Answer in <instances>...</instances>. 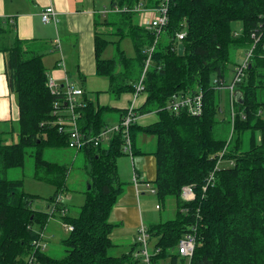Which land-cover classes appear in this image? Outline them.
Returning a JSON list of instances; mask_svg holds the SVG:
<instances>
[{
    "label": "trees",
    "instance_id": "1",
    "mask_svg": "<svg viewBox=\"0 0 264 264\" xmlns=\"http://www.w3.org/2000/svg\"><path fill=\"white\" fill-rule=\"evenodd\" d=\"M111 1L112 8L141 3L157 8L161 3ZM168 6L169 23L161 32L140 26L135 13L115 14L112 20L105 21L112 28L111 34L96 33L94 51L97 74L110 82L109 91L118 99L134 92L147 51L158 41L145 77L147 100L136 112L138 116L156 112L159 121L149 126L135 123L130 135L133 145L142 134L156 137V196L162 204L174 201L177 215L148 228L154 248L159 249L150 264H178L180 257L184 259L178 244L189 227L196 224L197 245L189 264H264V102L260 98L264 90V57L258 54L253 58L237 87L243 104H236L235 118L228 121L233 131L231 142L214 134L217 116L223 112L222 90L217 89L215 81L228 85L231 52L250 48V34L264 22V0H170ZM236 23L242 25L240 33L233 28ZM15 26L14 20L0 18V53L7 57L8 84L20 112L11 132L0 131V264H27L33 243L40 238L38 231L48 222L47 213L33 207L36 197L24 192L22 181L8 180L7 172L23 168L30 153L36 178L56 187L51 202L67 189L70 172L67 166L44 156L47 149L69 148L67 133L59 132L53 124L54 105L61 101L47 86L42 55L19 38ZM183 31L187 35L179 41L178 34ZM124 39L132 42L134 56L122 48ZM180 43L185 47L183 56L178 52ZM109 46H114L116 52L112 58L104 59ZM259 52L264 53L261 49ZM197 88L204 92L202 117L185 112L176 115L166 109L172 95ZM85 102L81 130L88 136H98L109 126L104 111L114 109L102 108L87 99ZM126 113L125 110L123 117ZM258 130L259 144L252 138L250 148L242 151L237 139L230 149L236 133ZM16 138L17 142H12ZM123 147L124 137L118 133L107 144L83 150L91 188L85 192L86 203L78 216L65 218L74 226L62 241L66 254L57 258L47 251L39 252L38 264H147L143 257L134 255L136 250L141 252L138 242L121 256L111 253L115 246L110 238L114 225L108 219L124 191L117 169V161L125 155ZM226 147L224 164L213 172L219 153ZM231 160L233 166L228 163ZM212 173L214 179L205 191ZM185 186H193V202L182 200Z\"/></svg>",
    "mask_w": 264,
    "mask_h": 264
},
{
    "label": "crops",
    "instance_id": "2",
    "mask_svg": "<svg viewBox=\"0 0 264 264\" xmlns=\"http://www.w3.org/2000/svg\"><path fill=\"white\" fill-rule=\"evenodd\" d=\"M111 0H0V18L12 19L16 22V29L19 38L28 43V47L35 53L44 55L48 52H57L55 62L46 61L48 77L64 84L66 79H70L79 84L85 91L84 98L88 93L100 94V106L114 110H105V120L109 126L120 124L123 112L133 103V94L126 93L116 99L110 93V82L98 76L96 71L95 37L96 33L111 34L112 28L105 25L106 20H112L116 13L107 9V4ZM53 7L57 13V23L45 24L42 21V12L48 7ZM104 10V11H103ZM113 39L112 36H109ZM124 49V48H123ZM125 50V49H124ZM126 51V50H125ZM127 52V51H126ZM106 53V54H105ZM104 59H110L114 55L105 52ZM64 54L68 55L67 62ZM135 55L132 54V56ZM73 59L76 62L75 69L78 76L72 77L71 69ZM64 62L65 66L61 63ZM7 57L0 53V131L11 132L19 121L20 112L17 98L11 93L7 79ZM147 95L140 96L136 102V109L145 105ZM159 121L157 113L139 115L137 124L149 126ZM111 122V123H110ZM15 136H13V139ZM144 147L149 145L150 151L146 153L139 149L137 141ZM146 143V145H145ZM155 143V149L151 146ZM133 158L125 154L117 161L118 175L124 184V191L116 205H114L109 221L114 225L110 238L114 243L115 253L121 256L128 253L137 244L139 230L146 224V214L151 217V221L160 224L149 209L148 198L155 197L147 187V184L154 187L156 180V157L157 150L156 137L142 134L135 139L133 145ZM128 156L129 158H126ZM137 173L138 184L134 183V174ZM152 193V194H151ZM159 201V200H158ZM174 203V204H173ZM172 205L176 208L174 201H167L160 205ZM147 219V220H149ZM172 220V219H171ZM47 233L54 236L53 233ZM52 237V238H54ZM51 241V240H50ZM152 252L154 242H151ZM136 250L135 256H139Z\"/></svg>",
    "mask_w": 264,
    "mask_h": 264
},
{
    "label": "built area",
    "instance_id": "3",
    "mask_svg": "<svg viewBox=\"0 0 264 264\" xmlns=\"http://www.w3.org/2000/svg\"><path fill=\"white\" fill-rule=\"evenodd\" d=\"M160 6L157 8L147 7L143 3L137 4L134 7H123L119 8L117 6L111 9V12L120 13H135L140 16V26L147 30H155L161 32L169 23L168 5L170 0H160ZM42 21L45 24L57 23V13L53 7H48L42 12ZM187 32L183 31L178 34V40L183 41L186 37ZM251 45L247 54L245 61L239 65L236 69L235 78L228 85H224L219 80L215 81V85H218L217 89H226L229 93V101L231 106L232 119L235 118V106L237 102L238 85L242 82L246 71L251 68V62L256 55L264 57V53H260L261 49L264 52V22L260 23L258 28H255L250 34ZM157 40L154 45L147 51L148 57L144 63V69L139 82L135 85L133 94V103L130 107L126 109L127 113L124 115L120 124L116 126H108L102 131L98 136H88L81 130L80 120L82 118L81 109L86 106L85 102V91L76 82L66 79L64 84L58 83L55 78L48 77L47 86L52 93V95L59 97L60 102H56L53 109V115L56 117L55 124L61 133H67L68 136V146L70 149L79 152L87 147H99L101 144H107L113 137V135L122 133L124 137V147L123 150L125 154L133 158V142L130 135L131 127L137 123L138 115L136 112V102L140 96L146 94L145 87V77L152 64V54L157 44ZM65 66L64 62L61 63ZM166 109L173 114L179 115L182 112L187 113L192 117H202L204 113V92L197 88L188 93H176L172 95V98L168 102ZM229 143V142H228ZM229 145H227L228 147ZM227 147L224 151L219 153L217 158V164L213 172L220 169L221 165L225 162L224 156L227 152ZM230 166L234 165V161L228 162ZM214 179V173L210 174L207 178V185L204 187L207 191V187L211 185ZM134 183L138 184L137 173L134 174ZM147 187L151 192L156 195V190L154 187L147 184ZM182 200L186 203L193 202L195 200V192L193 186H185L182 188L181 193ZM160 209V206H157ZM48 222L44 229L39 230V239L33 243L32 254L27 258V264H38L36 254L39 252H46L48 250V242L53 236L47 233V228L50 222L58 220L62 222L63 228L66 231L73 232L74 226L65 222V218L69 216V209L66 208L64 203V198L62 194H58L53 202L48 205ZM139 235L137 242L140 244L141 252L140 257H143V261L147 264L151 263V258L154 254L159 253V249H153L151 251V239L148 229L142 226L139 230ZM198 234V224L189 227V231L180 240L178 244V250L181 256L191 260L194 256L196 245H197V235Z\"/></svg>",
    "mask_w": 264,
    "mask_h": 264
},
{
    "label": "rangeland",
    "instance_id": "4",
    "mask_svg": "<svg viewBox=\"0 0 264 264\" xmlns=\"http://www.w3.org/2000/svg\"><path fill=\"white\" fill-rule=\"evenodd\" d=\"M109 9L112 8V1L110 4L106 5ZM104 11V10H103ZM136 21L140 22V16H136ZM233 28H235L236 33H240L242 29V25L240 23H236L233 25ZM115 40L117 38L113 37ZM122 48H124L127 52V55L132 56L134 54V48L133 44L130 40L124 39L122 43ZM114 46H109L106 52L108 55L112 52L111 55H114L116 51ZM249 48H237L232 50L230 55V62L228 64L229 71L227 74V84L231 83L234 78V70L237 68V66L241 65L247 58ZM106 54V53H105ZM105 54L103 58L105 57ZM58 56L57 52H48L46 55H44L43 59H45L44 66L47 67L46 61L51 60L55 62L56 57ZM65 61L68 60V55L64 54ZM112 58V57H111ZM76 62L73 59L71 69L73 71L72 77L76 78L78 76V70L75 69ZM100 94L96 93H88L87 94V100L92 101L96 104H100ZM260 98L264 102V90L260 93ZM221 107H222V113L217 116L218 123L215 126L214 134L218 139L227 140L228 142H231L232 139V128L229 124V120H231V106L229 101V93L226 89L221 91ZM156 113V112H153ZM264 117V115H263ZM111 123V122H110ZM259 144L261 140V134L258 131L253 133L252 131H244L241 134L236 133V136L234 137L230 149H233V147L236 145L237 139H240V150H247L250 148L251 140H253ZM17 142V138L15 141ZM146 145V143H145ZM137 146L139 149H142L143 152L150 151V146H142L137 141ZM153 149H155V143L151 146ZM84 150V149H83ZM83 150H80L79 152L72 150L70 148H61V149H47L44 152V156L46 159L59 163L62 165H65L69 168L70 172L67 179V189L65 192H61L59 194H62L64 198V203L66 205V208L69 209V216L71 217H77L80 213V210L83 208L82 206L86 203V191L88 188V182L90 179L86 173L85 169V161H86V155ZM126 158H129L128 156H125ZM224 164V163H223ZM227 165V164H225ZM37 170L34 167V158L31 156L30 153H28L25 161V166L23 168H17V169H11L7 172V179L8 180H20L24 183V192L28 195L36 197V201L33 204L34 209L40 210L44 213L48 212V205L51 202V197L56 192V187L51 185L50 183H47L45 181L39 180L36 178L37 176ZM152 194V193H151ZM154 195V194H152ZM155 197H149L148 201L149 203V209L150 212L154 214L155 217H161L156 218L158 222L162 219V221H168L171 219H175L177 215V209L173 207L172 205H163L162 210L156 208V205L159 204L158 198L156 195ZM174 204V203H173ZM162 205V203H160ZM151 217L146 214V224L148 225V228L150 226L156 225L155 221H151ZM149 219V220H147ZM162 223V222H161ZM49 232L53 233L55 235L54 238L51 239V241L48 242V250H46L49 254L54 255L57 258H62L66 254V247L63 244V240L68 237L70 234L68 231L65 230L62 226V222L55 220L49 223ZM146 227V226H145ZM147 228V227H146ZM147 228V229H148ZM186 235V234H185ZM151 248V246H150ZM152 250V248H151ZM112 255H116L115 249L112 250ZM168 262H162L160 264H167ZM190 260L187 258L180 257L178 264H189ZM124 264H128V262H125Z\"/></svg>",
    "mask_w": 264,
    "mask_h": 264
},
{
    "label": "water",
    "instance_id": "5",
    "mask_svg": "<svg viewBox=\"0 0 264 264\" xmlns=\"http://www.w3.org/2000/svg\"><path fill=\"white\" fill-rule=\"evenodd\" d=\"M184 51H185V47L184 44L180 43L178 46V52L180 56L184 55ZM241 97L239 96V94L237 95V102L243 104L242 100L240 99ZM88 188L90 189V185L88 186Z\"/></svg>",
    "mask_w": 264,
    "mask_h": 264
}]
</instances>
